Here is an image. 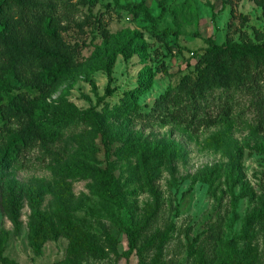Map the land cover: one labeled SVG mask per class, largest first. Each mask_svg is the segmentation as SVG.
<instances>
[{"label": "rangeland", "instance_id": "rangeland-1", "mask_svg": "<svg viewBox=\"0 0 264 264\" xmlns=\"http://www.w3.org/2000/svg\"><path fill=\"white\" fill-rule=\"evenodd\" d=\"M61 3L67 7L56 11L58 31L77 52L64 74L54 82H40L35 77L46 68L37 66L26 84L12 73L5 76L10 94L25 92L33 98L35 119L54 139L13 161L3 155L13 129H2L0 117L1 255L18 264H61L67 258L73 233L47 239L34 252V211L69 216L81 230L94 234L107 255L83 257L78 264L218 263L248 246L261 254L264 80L258 82L259 93L234 92L237 117L229 124L192 133L172 124H149L140 115L149 113L174 83L171 74L194 68L193 52L228 42L244 44L252 52L264 50V0ZM134 31L145 43V57L135 54L125 60L117 54L111 84L115 89L104 96L103 63ZM145 68L151 77L141 80ZM49 121L58 127H50ZM170 144L181 154L169 151ZM154 145L160 163L140 153V148L152 152ZM106 164L123 199L120 208L96 193L94 172ZM125 228L136 232L127 259ZM258 261L264 264V257Z\"/></svg>", "mask_w": 264, "mask_h": 264}, {"label": "trees", "instance_id": "trees-1", "mask_svg": "<svg viewBox=\"0 0 264 264\" xmlns=\"http://www.w3.org/2000/svg\"><path fill=\"white\" fill-rule=\"evenodd\" d=\"M66 7L67 3H61V0H0V103L3 95H6V102L0 104L1 128L10 130L12 126L13 129L3 155L13 161H18L23 152L35 145L54 138L50 130L35 119L37 108L33 98L25 92L10 94L11 86L5 76L12 73L26 84L31 81V70L37 66L46 68L42 75L35 77L40 82H54L64 74V67L72 62L77 53L75 45L70 46L65 42L58 31L56 11ZM255 50L252 52L244 44L228 42L212 44L193 52L196 60L194 68L183 74H171L174 83L155 100L150 112L140 115V118L152 125L172 124L192 133L201 128L231 123L237 117L234 114L237 105L234 92L259 93L258 82L264 80V50L261 47ZM117 54H121L125 60L135 54L145 57V43L141 34L132 32L128 41L118 50H113L103 63L107 76L104 96L111 95L115 89L111 84ZM150 72L149 68H145L140 79H150ZM260 107L264 114V106ZM49 126L58 127V124L49 121ZM151 151L149 153L140 148L145 158L160 163L159 147L154 145ZM169 151L176 155L182 152L176 144H170ZM94 176L97 179V196L120 208L123 199L111 173V166L106 164L103 169L96 170ZM59 215L54 212L32 213L34 229L31 243L35 253L39 252L43 241L73 233L69 237L67 258L61 264H78L83 257L101 259L107 255L96 244L94 234L81 230L69 216ZM125 233L128 249L123 255L127 259L135 247L136 232L125 228ZM110 239L114 244V238ZM192 251L190 246L189 253ZM260 256L264 257V251L259 254L256 247L248 246L237 256L222 258L218 263L199 260L198 264H259ZM0 264L18 263L2 256L0 246Z\"/></svg>", "mask_w": 264, "mask_h": 264}]
</instances>
